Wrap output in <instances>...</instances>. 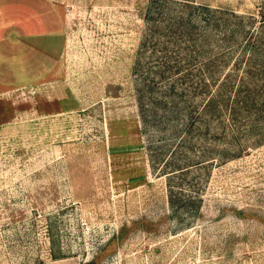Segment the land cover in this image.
Returning <instances> with one entry per match:
<instances>
[{
    "label": "rangeland",
    "instance_id": "1",
    "mask_svg": "<svg viewBox=\"0 0 264 264\" xmlns=\"http://www.w3.org/2000/svg\"><path fill=\"white\" fill-rule=\"evenodd\" d=\"M50 19V72L0 93V264H264V0Z\"/></svg>",
    "mask_w": 264,
    "mask_h": 264
},
{
    "label": "crops",
    "instance_id": "2",
    "mask_svg": "<svg viewBox=\"0 0 264 264\" xmlns=\"http://www.w3.org/2000/svg\"><path fill=\"white\" fill-rule=\"evenodd\" d=\"M51 32L50 0H0V93L50 72Z\"/></svg>",
    "mask_w": 264,
    "mask_h": 264
}]
</instances>
